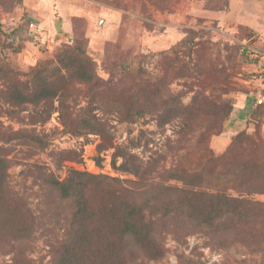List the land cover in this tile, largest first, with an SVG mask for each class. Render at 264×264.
Masks as SVG:
<instances>
[{
	"label": "rangeland",
	"instance_id": "1",
	"mask_svg": "<svg viewBox=\"0 0 264 264\" xmlns=\"http://www.w3.org/2000/svg\"><path fill=\"white\" fill-rule=\"evenodd\" d=\"M252 35L264 43V0H0V264H58L75 204L51 181L87 173L137 181L157 206L160 256L137 249L126 264H264V80L241 50ZM41 83L55 97L7 98ZM192 190L254 208L207 226L176 209Z\"/></svg>",
	"mask_w": 264,
	"mask_h": 264
},
{
	"label": "trees",
	"instance_id": "2",
	"mask_svg": "<svg viewBox=\"0 0 264 264\" xmlns=\"http://www.w3.org/2000/svg\"><path fill=\"white\" fill-rule=\"evenodd\" d=\"M58 56L59 61L73 76L83 81L91 79V64H88L89 72V66L84 65L77 56L64 52H60ZM37 85L33 92L12 88L8 91L7 98L14 105H21L37 104L41 100L55 97L56 89L44 83ZM120 166L122 171L138 175V171L132 170L126 162ZM5 168L6 161L0 158V182H3ZM178 174L180 173H171V176ZM102 181H106V184L102 185ZM136 182L91 173H87L86 178L80 177L77 180L51 181V185L58 187L62 197L72 198L75 204L69 227L71 232L68 239L61 243L58 264H84L86 261L91 264H126L127 259L137 249L144 250L151 258L160 256L153 247V225L157 219L154 214L157 206L136 197ZM115 184L118 185L117 194L113 192ZM93 188H99L102 195L95 197L96 191H91ZM204 195L193 190L188 191V201L184 199V203L178 202L177 211L186 210L199 223L212 226L216 220L233 213L242 218V211L254 208L246 199L223 194ZM172 208L173 201L169 198L162 203L158 219L168 216ZM246 218L250 220L249 217Z\"/></svg>",
	"mask_w": 264,
	"mask_h": 264
},
{
	"label": "built area",
	"instance_id": "3",
	"mask_svg": "<svg viewBox=\"0 0 264 264\" xmlns=\"http://www.w3.org/2000/svg\"><path fill=\"white\" fill-rule=\"evenodd\" d=\"M41 31V28L34 22L28 24V33L35 41H42ZM256 43H258V41L255 36L252 35L251 37L242 40L241 50L254 62L257 67L258 75L264 80V43L262 45H257ZM253 103L255 106L264 104V93L255 97Z\"/></svg>",
	"mask_w": 264,
	"mask_h": 264
},
{
	"label": "crops",
	"instance_id": "4",
	"mask_svg": "<svg viewBox=\"0 0 264 264\" xmlns=\"http://www.w3.org/2000/svg\"><path fill=\"white\" fill-rule=\"evenodd\" d=\"M255 34V33H254ZM261 44V43H260Z\"/></svg>",
	"mask_w": 264,
	"mask_h": 264
}]
</instances>
